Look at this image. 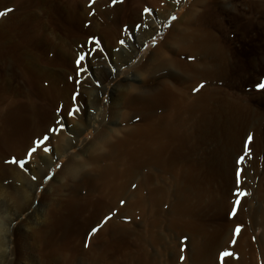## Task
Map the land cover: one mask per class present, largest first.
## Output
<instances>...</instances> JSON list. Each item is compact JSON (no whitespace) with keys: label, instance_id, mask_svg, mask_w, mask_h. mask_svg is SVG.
Returning a JSON list of instances; mask_svg holds the SVG:
<instances>
[{"label":"bare ground","instance_id":"1","mask_svg":"<svg viewBox=\"0 0 264 264\" xmlns=\"http://www.w3.org/2000/svg\"><path fill=\"white\" fill-rule=\"evenodd\" d=\"M46 1H40L43 11L38 13L30 9V3L0 0L4 13L0 16V216L8 222L31 207L33 189L42 183L55 158L76 145L79 133L96 117L100 122L87 145L66 154L54 180L47 183L39 201L41 208L36 209L40 216L32 214L21 225L24 232L14 235L12 248L18 261L216 264L219 251L231 243L241 253L236 262L248 261L244 246L252 245L253 231L249 233L240 223L246 214L255 228H264V183L256 192V205H249L247 213H241L242 209L232 214L231 169L213 172L209 161L193 159L212 118L224 106L232 111L241 107L239 100L228 97L221 83L227 67L218 30L228 0H175L168 14L187 4L185 10L147 55L133 65H127L131 56L124 58L119 67L129 66L135 79L121 82L101 113L84 107L83 97L77 93L71 99L77 90L76 76L73 69L62 70L60 78L55 76L51 83L55 111L63 101L58 114L38 104L47 93H42L46 80L30 66L36 61L31 50L22 55L14 51L19 47L21 25L51 20L52 6ZM168 14L147 35L162 28ZM139 43L142 45L135 42L132 51ZM84 91L91 95L87 88ZM70 111L74 114L69 117ZM55 120L60 125L57 133L49 131ZM38 135L37 139H49L29 157ZM44 147L50 151L44 152ZM206 171L213 172V186L209 179L201 178ZM2 222L1 260L10 254L9 235ZM238 224L240 235L234 231ZM261 244L264 248L263 241Z\"/></svg>","mask_w":264,"mask_h":264},{"label":"rangeland","instance_id":"2","mask_svg":"<svg viewBox=\"0 0 264 264\" xmlns=\"http://www.w3.org/2000/svg\"><path fill=\"white\" fill-rule=\"evenodd\" d=\"M40 1L45 0H21L23 3H30L32 11L42 13L43 9L40 6ZM174 1H46L51 4L49 6H52L50 9L51 20L30 21L25 25H21L19 31L22 33L18 38L19 47L15 46L14 48V51L20 54H24L26 50H31L30 54L36 61L31 62L30 66L34 67L38 74L45 76L44 79L46 81L42 83V90H44L42 93H47L40 101L37 99L38 104L39 102L42 103L45 106L44 109L47 106L46 110L50 112L60 113L63 101L59 102L58 111H55L53 98L50 95L54 93V82L52 80L60 78L62 70L73 69L72 71L76 76L75 84L77 90L71 95V99H74L73 96L77 93L83 97L81 104L84 107L95 111L99 109V113L108 108L110 105L109 101L115 95L119 84L125 79H135L132 76L133 72L127 65L135 64L144 55H147L154 46L158 45L167 34L169 25L180 17L185 10L187 4H184L181 8H174L168 14ZM228 3V9L226 8L227 10L225 9L222 12V27L218 30V33L221 34L220 42L225 48V66L227 67L225 79L221 82L223 87H221L228 97L233 100H239L241 107L232 111L228 106H224L221 112L212 118L208 132L200 136L201 144L197 145V152L194 153L193 159L204 160L206 164L209 161V168L213 169V172L215 169L218 172L231 169L230 171L232 172L228 170L232 177L230 198L232 202L234 200V214H237L242 209L244 211L241 213H247L249 205L257 204L256 192L259 189V184L264 183V89L257 87L259 83L264 82V0H228ZM145 8L150 11L145 12ZM166 14L168 16L163 22L162 28L147 35L148 30L157 27L161 22V18ZM60 15L61 19H58ZM173 16L176 17L175 20L172 19ZM119 40L123 41V43ZM118 41L120 43L117 44L116 42ZM135 42H142V45L140 43L138 45L140 47L137 46L136 53L132 51ZM11 43L13 44V42ZM12 44L9 43L8 46L12 47ZM81 56L84 59L78 64L77 60ZM130 56L131 58L129 59ZM127 57L129 59L128 64L122 68L119 67L124 58ZM47 87L49 91L51 90L50 93ZM50 87L52 88L50 89ZM86 88L91 91V95L85 93L84 90ZM96 96L99 99L97 103ZM89 101H92V104ZM94 103L96 105L99 103L97 109H95L96 105ZM65 117H63V121L66 120L69 124L70 121ZM55 121L54 124H56L52 126L56 129L54 133H57L60 125L57 124V120ZM99 122V117H96L95 121L92 122L93 124L84 127L79 133L76 145H73L64 155L55 158V163H51L50 171L44 176L42 183L36 185L33 189L35 196L31 207L20 213L18 212L8 222L5 217L0 216V220H3L2 227L4 232L7 229V234L9 235V248L7 247V251L10 252L9 255H6L7 259H0V264L33 263L32 258L26 260L21 258L18 261V257L13 253L12 248L14 235L18 232H24V228L21 225L32 214L36 213L37 217L40 216L36 209L40 207L39 201L42 193L47 189V183L54 180L55 172L64 163L66 154L78 151L80 147L87 145L93 137L95 127ZM65 134L66 137L69 136L67 128ZM39 136L34 137V141L38 140ZM249 136L252 138L250 142L248 140ZM50 146H53L52 142ZM24 156V153H22L20 157L24 159ZM241 156L245 157V159L238 163ZM237 170L240 171L239 183H237ZM212 171L211 173H213ZM211 173H208V171L202 173L201 178L205 177L203 181L213 178L210 176ZM213 182V179L212 182L210 180L211 186H213ZM237 192L246 193V195L239 197L240 202L238 205L235 204L238 199ZM13 197L12 199L16 200L15 196ZM244 219L246 220L241 222L240 225H244V229H248L249 233L253 231L250 234L252 245L246 244L247 246H244L246 257H250L248 261H254V264H264V248L261 244V241L264 242V228L262 230L255 228L253 223L247 221L248 217L246 214ZM133 221L130 222L131 226L134 225ZM240 225L239 227H241ZM235 230L236 228H234ZM229 245L227 248H224L225 245L222 246L224 250L221 249L219 251L216 264L250 263L247 258L242 259L240 263L236 262L240 258L241 253L236 248H233L236 246L235 244L232 246L231 243V247ZM223 252H229L231 255L222 256ZM251 263L253 264V262Z\"/></svg>","mask_w":264,"mask_h":264},{"label":"snow or ice","instance_id":"3","mask_svg":"<svg viewBox=\"0 0 264 264\" xmlns=\"http://www.w3.org/2000/svg\"><path fill=\"white\" fill-rule=\"evenodd\" d=\"M9 11H11V9H9ZM144 11H145V12H149L150 10L147 9V8H145ZM2 15H4V13H3V12H0V16H2ZM172 19L175 20L176 17L173 16ZM121 43H123V41H121ZM83 59H84L83 56L79 57V59L77 60V63L79 64L80 61H82ZM190 59H191V58H190ZM202 86H203V85H201V87H202ZM257 87L260 88V89H264V82L259 83V84L257 85ZM68 114H69V115H73L74 112H73V111H70ZM61 127H62V126H61ZM49 131H56V129H50ZM48 139H49V138H48L47 136H44L43 139H38V140L34 141L36 147H33V148H30V149H29V152H28L29 157H31L32 154L36 153V152L38 151V149L44 144V142L47 141ZM251 139H252L251 136H249V138H248L249 142L251 141ZM43 150H44V152H48V151H50V149L47 148V147H44ZM244 159H245V157L241 156L240 159H239V161H238V163L242 162ZM12 162H16L15 158H13ZM19 163H20V166L23 167L24 162H23V161H20ZM57 167H59V165H57ZM239 176H240V171L237 170V183H239ZM33 179H36V177H33ZM243 195H246V193L237 192V197H238V199L235 201V204H236V205H238L239 202H240V201H239V197H240V196H243ZM234 213H235V207L233 208V213H232V214H234ZM96 231H97V229H95V228L92 229V232H93V233H95ZM239 231H240V227L237 226V228H236V232L238 233ZM221 255H222V256H229V255H231V253H229V252H223ZM181 259H183V257H181Z\"/></svg>","mask_w":264,"mask_h":264}]
</instances>
